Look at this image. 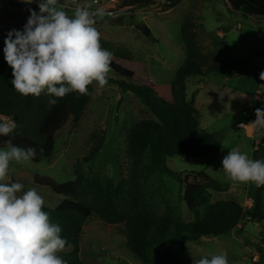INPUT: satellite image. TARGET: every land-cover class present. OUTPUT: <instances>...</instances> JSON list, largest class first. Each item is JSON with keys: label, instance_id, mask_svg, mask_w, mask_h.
Listing matches in <instances>:
<instances>
[{"label": "rangeland", "instance_id": "1", "mask_svg": "<svg viewBox=\"0 0 264 264\" xmlns=\"http://www.w3.org/2000/svg\"><path fill=\"white\" fill-rule=\"evenodd\" d=\"M129 1L133 0H95L92 10L98 7L105 11L117 9V16L113 18L97 17L95 27L112 51H128L131 68L143 84L171 82L185 58L180 24L186 17L195 25L196 43L202 54L228 67L231 78L209 73L186 79L187 98L200 113L199 128L215 135L219 146L215 145L203 157L168 158L167 165L181 180L186 175L192 180L195 173H204L227 189L209 191L211 202L231 200L244 210L248 209L251 200L247 192L253 183L229 180L222 169V160L233 147L251 158L252 146L259 141V130L251 123L256 119L255 110H264V80L260 79V73L264 72V56H255L264 48V19L255 22L233 13L224 0H180L165 11L162 6L168 4V0H139L140 4L127 5ZM38 2L0 0V35L3 27L22 31L30 16L29 10L39 12ZM59 2L66 4L62 0ZM88 2L90 0H82L79 4ZM73 10L65 11L71 16ZM142 27L149 30L148 36L140 32ZM121 80L128 81L111 70L105 86L94 82L91 100L80 120L73 123L70 118L56 132L51 157L38 163L12 162L4 182L23 184L20 194L35 188L43 197V210L48 213L63 196L35 184L34 175L49 177L61 184L73 180L78 170L89 179L93 176L114 183L128 181L132 164L126 151L128 132L137 122L154 120V117L133 93L121 89L118 84ZM98 144V152L85 160L93 145ZM160 181L166 189L160 186ZM140 183L153 198L158 212L166 214L169 209H175L181 221L193 219L194 214L182 202L184 186L176 179L156 172ZM261 201L264 208L263 193ZM240 226L241 234L185 242L182 247L171 246L169 260L175 255L180 262L195 264L201 257L224 252L229 264H264V221L257 223L245 218ZM125 242L121 225H108L90 216L84 222L78 241V258L83 264H140ZM71 250L65 247L60 257L67 256Z\"/></svg>", "mask_w": 264, "mask_h": 264}, {"label": "trees", "instance_id": "2", "mask_svg": "<svg viewBox=\"0 0 264 264\" xmlns=\"http://www.w3.org/2000/svg\"><path fill=\"white\" fill-rule=\"evenodd\" d=\"M62 1L70 7H76L82 0ZM224 1L233 13L255 22L264 19V0ZM179 2L168 0L162 9L173 8ZM129 3L140 4L141 1H129L127 5ZM9 31L3 27L0 35V119L14 121L16 128L8 136L0 135V148L11 140L16 146L36 149V156L30 162L47 161L52 155L56 132L68 119L71 118L73 123L80 120L91 100L92 84L88 86L87 95L77 92L66 94L63 98L50 96L46 92L38 97L20 95L11 85L12 69L4 59V40ZM180 37L185 58L174 72L171 82L166 84L151 81L143 84L131 68L128 51H112L110 44L100 39L102 48L113 54L110 69L128 80V83L122 80L118 82L121 89L133 93L154 120H141L128 132L126 151L132 161L128 181L114 183L110 179L102 181L100 177L93 176L89 179L78 170L74 172L73 180L61 184L49 177L34 175L35 184L48 187L52 193L63 196L62 201L48 214L50 222L61 227L60 235L67 241L65 247L72 248L67 256L61 257L67 264H83L78 258V241L84 222L90 216L108 225H121L126 246L140 264H185L175 255L169 260L171 246L182 247L185 242L209 240L231 233L241 234L240 223L245 218L257 223L264 221L261 201L264 186L257 187L253 183L248 188L251 205L244 210L231 200L211 202L209 191L224 192L227 189L206 174L195 173L192 180H188L186 175L181 180L167 165L168 158L203 157L218 145L215 135L199 128L200 113L192 100L187 98L186 79L209 73L231 78L226 65L202 54L196 43L195 25L189 17L180 24ZM255 56H264V48L257 51ZM50 99H56L57 103L50 105ZM259 134V141L252 146L251 158L264 160V130H259ZM98 149L99 144L93 145L85 160H90ZM156 172L174 178L184 186L182 202L194 214L192 220L183 222L175 209H169L165 214L153 206V198L147 193L148 190L145 192L140 180L144 182ZM159 183L166 189L162 181Z\"/></svg>", "mask_w": 264, "mask_h": 264}, {"label": "clouds", "instance_id": "3", "mask_svg": "<svg viewBox=\"0 0 264 264\" xmlns=\"http://www.w3.org/2000/svg\"><path fill=\"white\" fill-rule=\"evenodd\" d=\"M94 2L70 7L59 0H39V12L29 10L23 30L9 31L3 52L16 92L63 98L71 92L87 95L94 82L101 87L107 84L113 54L100 44L96 18L106 12L102 7L92 10ZM64 6L74 9L71 16ZM260 79L264 80V72ZM56 103L49 100L50 105ZM255 116L251 124L264 130V110L256 109ZM15 128L14 121L0 122V135L8 136ZM35 156V148L25 149L11 140L0 148V264H67L59 255L67 241L60 235L61 227L51 223L43 210V197L35 188L20 194L23 184L4 182L12 162H30ZM222 169L229 180L264 186V160L252 159L237 147L223 158ZM195 264L229 262L227 253L221 252L201 257Z\"/></svg>", "mask_w": 264, "mask_h": 264}, {"label": "built area", "instance_id": "4", "mask_svg": "<svg viewBox=\"0 0 264 264\" xmlns=\"http://www.w3.org/2000/svg\"><path fill=\"white\" fill-rule=\"evenodd\" d=\"M114 8V7H113ZM113 8H111L110 10H107V11H105L106 12V15L108 16V17H115V16H117V9H113ZM66 9H71L70 7H68V6H64V10H66ZM119 11V10H118ZM0 121L1 122H4V121H6L4 118H1L0 119Z\"/></svg>", "mask_w": 264, "mask_h": 264}, {"label": "water", "instance_id": "5", "mask_svg": "<svg viewBox=\"0 0 264 264\" xmlns=\"http://www.w3.org/2000/svg\"><path fill=\"white\" fill-rule=\"evenodd\" d=\"M140 32L145 36L149 35V30L146 27L140 28Z\"/></svg>", "mask_w": 264, "mask_h": 264}, {"label": "crops", "instance_id": "6", "mask_svg": "<svg viewBox=\"0 0 264 264\" xmlns=\"http://www.w3.org/2000/svg\"><path fill=\"white\" fill-rule=\"evenodd\" d=\"M220 34V33H219Z\"/></svg>", "mask_w": 264, "mask_h": 264}]
</instances>
